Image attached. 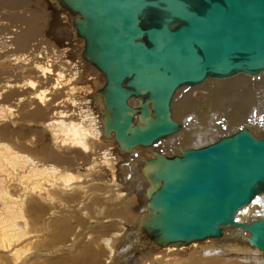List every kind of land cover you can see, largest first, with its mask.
I'll return each mask as SVG.
<instances>
[{"label":"bare ground","instance_id":"bare-ground-1","mask_svg":"<svg viewBox=\"0 0 264 264\" xmlns=\"http://www.w3.org/2000/svg\"><path fill=\"white\" fill-rule=\"evenodd\" d=\"M47 1L69 26V13ZM42 3L0 0V15L21 18L0 20V264H264L248 232L234 227L183 247L158 248L139 232L149 215L144 161L203 147L241 127L264 137V73L179 90L172 118L183 128L156 146L120 152L113 134L104 136L94 87L101 74L81 58L82 40L52 46L45 35L31 39L47 27L43 13L45 20L52 15ZM88 65L95 73L83 85ZM259 218L264 192L234 220Z\"/></svg>","mask_w":264,"mask_h":264},{"label":"water","instance_id":"water-1","mask_svg":"<svg viewBox=\"0 0 264 264\" xmlns=\"http://www.w3.org/2000/svg\"><path fill=\"white\" fill-rule=\"evenodd\" d=\"M57 3L82 40L81 58L103 78L95 99L104 136L113 134L120 152L156 146L183 128L172 118L179 90L264 73V0ZM153 156L142 167L149 183L144 239L158 248L187 246L234 227L248 232L264 259V218L234 220L264 192V137L241 127L200 148Z\"/></svg>","mask_w":264,"mask_h":264},{"label":"rangeland","instance_id":"rangeland-1","mask_svg":"<svg viewBox=\"0 0 264 264\" xmlns=\"http://www.w3.org/2000/svg\"><path fill=\"white\" fill-rule=\"evenodd\" d=\"M34 1V0H33ZM42 6H43V10H45V9H47L48 7L50 8V10L53 8V7H51V6H48V7H46L47 5H51V4H49L48 3V1L47 0H42ZM50 2H52L51 0H50ZM54 6V5H53ZM28 7V9H31V10H33V8L34 7H31V6H27ZM62 10V9H61ZM56 12H59V10H53L52 9V11H51V17H50V20H45L46 19V16L44 17V14H45V12L43 13V17L41 18V22L42 23H46V26L47 27H45V31H44V33H42V34H36V35H34L33 36V38H31L32 40L34 39V38H36V37H38V36H40V35H45L46 36V40L48 41V43H50V45H51V43L52 42H54L55 43V45H52V46H61V44H63V42H65L66 41V43H67V41H68V37L69 38H71V39H73L74 40V42H76L75 41V39L76 40H79V39H77L76 37H75V34L72 32V30L70 29V24H71V19H70V24H69V26L66 24L65 25V23H61V18H60V16H58L59 14H56ZM61 12H63V11H60V14H61ZM29 16H31V13L29 14ZM10 16H4V15H0V20L1 21H7L6 19H9V20H11V21H14L15 23H18V21H21V18H17V17H15V16H11L10 18H9ZM68 17H71L70 15L68 16ZM49 19V18H48ZM54 28H56V31H59V36H54L53 34V29ZM70 32H72V33H70ZM59 37V38H58ZM48 38H49V40H48ZM61 38V39H60ZM53 40V41H52ZM59 40V41H58ZM62 42V43H61ZM69 42V41H68ZM53 43V44H54ZM82 45V44H81ZM43 49L45 48V51L46 52H48L47 50V48L43 45V46H41ZM81 49H82V47H81ZM81 49H80V51H81ZM78 59V58H77ZM86 63V62H85ZM88 67H89V72H86L85 74H86V76L84 75V77L81 79V82H82V80H83V85H85L84 83H86V77H87V75L88 76H90L91 74H93V73H95V72H93V70L91 69V67L88 65ZM93 72V73H92ZM89 73H90V75H89ZM97 74V73H96ZM98 75V74H97ZM5 76V75H4ZM4 76H2V77H4ZM81 82H79V83H81ZM98 82H99V84H98ZM82 83H81V85H82ZM97 84V85H96ZM103 84V78L100 76H96V81H94V87H96L97 89H98V87L100 86L101 87V85ZM46 86V85H45ZM7 95V93L4 95V96H6ZM12 101L11 102H13L14 101V99L16 98V96L15 97H9ZM4 97H2V101H1V104H6V105H9V103L8 102H5L4 100ZM60 100V99H59ZM58 101V100H57ZM56 101V102H57ZM32 106V105H31ZM28 109V108H27ZM217 123H219V121L217 122H215V124H217ZM218 125H220V124H218ZM222 129H223V126H222ZM136 153V155H141V154H144V153H146V151H139V152H135ZM236 235V234H235ZM235 235H232V237H230V239H233L234 237H235ZM139 240V239H138ZM138 240L136 241V243H138ZM208 240H211V239H208ZM215 240H217V239H215ZM141 240H139V242H140ZM245 244L247 245V248H253V247H251V246H249L248 244H247V242L245 241ZM183 247V246H182ZM164 248V247H163ZM254 249V248H253ZM137 253V252H136ZM239 257H242V255L241 254H239Z\"/></svg>","mask_w":264,"mask_h":264},{"label":"built area","instance_id":"built-area-1","mask_svg":"<svg viewBox=\"0 0 264 264\" xmlns=\"http://www.w3.org/2000/svg\"><path fill=\"white\" fill-rule=\"evenodd\" d=\"M253 200H254V199H253ZM253 200H252V201H253ZM252 201H251V203H252Z\"/></svg>","mask_w":264,"mask_h":264}]
</instances>
